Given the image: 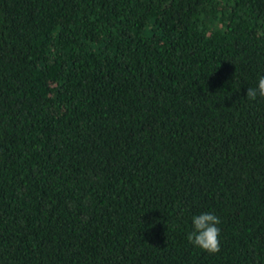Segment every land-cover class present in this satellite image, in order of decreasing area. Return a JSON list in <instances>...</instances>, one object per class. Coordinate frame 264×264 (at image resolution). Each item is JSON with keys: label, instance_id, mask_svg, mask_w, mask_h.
Returning a JSON list of instances; mask_svg holds the SVG:
<instances>
[{"label": "trees", "instance_id": "16d2710c", "mask_svg": "<svg viewBox=\"0 0 264 264\" xmlns=\"http://www.w3.org/2000/svg\"><path fill=\"white\" fill-rule=\"evenodd\" d=\"M261 76L264 0H0V264H264Z\"/></svg>", "mask_w": 264, "mask_h": 264}, {"label": "clouds", "instance_id": "9594fccd", "mask_svg": "<svg viewBox=\"0 0 264 264\" xmlns=\"http://www.w3.org/2000/svg\"><path fill=\"white\" fill-rule=\"evenodd\" d=\"M258 94L264 97V76L258 78L255 88L249 87L246 91V97L249 100H255ZM219 224V217L213 213L194 216L192 218L193 231L187 235L188 241L208 253L218 252L220 229L217 225Z\"/></svg>", "mask_w": 264, "mask_h": 264}]
</instances>
